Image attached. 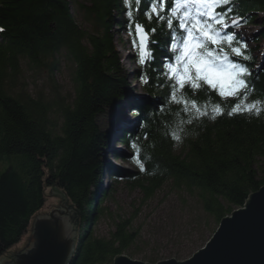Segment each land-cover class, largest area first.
Segmentation results:
<instances>
[{
	"label": "trees",
	"instance_id": "16d2710c",
	"mask_svg": "<svg viewBox=\"0 0 264 264\" xmlns=\"http://www.w3.org/2000/svg\"><path fill=\"white\" fill-rule=\"evenodd\" d=\"M86 1L79 6L92 32L77 24L71 0H0V256L24 244L53 185L66 193L77 220L68 264H112L118 254L139 253L143 247L132 224L135 214L121 217L103 205L115 191L102 185L106 170L141 187L143 199L162 189L174 194L185 227L174 229L167 239L178 243L187 231L195 232L192 245L205 242L223 216L243 206L264 184V103L259 115L227 114L237 103L264 102V26L250 34L254 45L246 43L237 26L223 30L235 36L234 46L247 45L244 52L251 59L246 61L223 47L230 59L248 68L252 92L246 99L221 98L208 85L196 91L185 85L177 96L195 100L208 113L197 116L171 100L163 67L169 62L166 57L175 63L173 44L179 41L166 35L176 32L178 24L174 19L168 28L167 5L160 13L165 20H159L145 14L151 15L147 6L156 0H130L127 7L124 0ZM228 7L233 10L227 12V21L242 17L239 25L251 23L262 12L264 25V0H233L216 11ZM136 22L147 31L157 30L148 31L152 58L142 65L138 49L133 56L137 66L132 74L146 95L132 104L134 127L114 136L111 130L122 119L123 101L134 96L115 32L123 29L134 39ZM63 51L73 65L71 95H62L53 77ZM24 66L46 77L35 96L22 88ZM216 104L224 111L213 118ZM115 137L130 149L134 161L143 163V170L135 173L106 163L104 151ZM104 217L114 228L99 235L95 226ZM187 249L180 247L176 254ZM144 258L157 261L154 253Z\"/></svg>",
	"mask_w": 264,
	"mask_h": 264
},
{
	"label": "rangeland",
	"instance_id": "374dc122",
	"mask_svg": "<svg viewBox=\"0 0 264 264\" xmlns=\"http://www.w3.org/2000/svg\"><path fill=\"white\" fill-rule=\"evenodd\" d=\"M80 3L87 4V1L71 0V11L77 24L85 30L92 32V23L84 17V12L79 6ZM262 15V12L258 13V16L254 18V22L241 23L237 32L248 39L251 33L264 26L261 23L260 18ZM235 19L237 18L232 17L227 22L231 24V21ZM115 33V44L124 67L130 73L128 77L131 83V91L134 94L133 97H129L123 101L122 110L120 112L122 119L115 125V127L119 129L118 131L121 132L124 128L134 127L136 118L131 112L132 104L135 101L138 103L141 97L146 95V93L141 86L140 80L134 78L132 74L133 70L137 66L136 62L133 60V56L137 50V47H134L133 45V39L130 34L127 33V31L125 32L123 29L120 32L116 31ZM247 42L251 44L250 41ZM59 58L60 67L53 73V77L59 84L61 94L68 95L69 93L71 95L73 94V83L71 79V69L73 65L64 51L59 54ZM165 65L163 68H165ZM23 68L21 79L23 83L22 88L26 89L33 96H35L37 91L40 88H43L46 77L43 73L42 75H38V73L34 72V70L30 68H26V66ZM165 70L167 69L165 68ZM113 131L116 130L112 128L111 132L113 133ZM120 132H115L114 134L117 135ZM104 153L106 163H111L121 169H126L135 173L142 170L140 164L143 163L140 161L139 163L134 161V157L130 149L120 143L117 137L112 139L111 145L105 149ZM102 185L104 187H108L110 185L115 187L112 197L106 200L103 205L108 206L112 212H116L121 217H129L132 214H135L132 224L134 228L139 229L141 240H139L138 243L141 247H143V249L136 254L129 255L124 253L133 259L155 263L144 258L145 255L154 253L157 261L172 257L177 260H184L190 257L208 240L207 239L205 242H199L196 245H192L191 240L197 237V233H191L190 231L184 233L178 243L167 239V236L171 231L177 229L178 227L182 228V223L185 221V214L180 211L175 195L169 193L167 194L165 189L157 190L154 196L143 199L144 193L141 187L135 185L132 181L124 180L122 176H118V179H115L110 174V170H106L104 172ZM59 202L60 199L51 195L50 189H48L47 200L41 212L49 211L53 207L57 206ZM111 227V220L108 217H104L95 226V232L99 235H103L106 234L107 230ZM183 227H185V225ZM207 235V237H210L209 234ZM27 241L28 237L23 241L24 244H21L22 247L18 244L3 256H0V264H3L8 259L11 252L23 248ZM180 247H187L188 249L183 252L182 255H178L176 254V250Z\"/></svg>",
	"mask_w": 264,
	"mask_h": 264
},
{
	"label": "snow or ice",
	"instance_id": "6c2138e0",
	"mask_svg": "<svg viewBox=\"0 0 264 264\" xmlns=\"http://www.w3.org/2000/svg\"><path fill=\"white\" fill-rule=\"evenodd\" d=\"M137 4L142 0H135ZM233 0H156L150 3L147 8L151 15L146 11L148 19L155 15L159 20H165L160 15L167 5L170 12V18L166 20L169 29L173 28V20L178 21L176 32L166 33L172 41H179L173 44V48L178 53L175 55V63L171 62V57H166L168 63L165 65L167 71L168 87L171 88V100L173 103L181 104L183 111L193 112L199 115H207V111H202L195 100L187 97H178L177 93L184 89L185 85L191 87L193 91L200 90L204 85L216 91L221 98L225 97H243L247 98L252 92L251 81L248 68L242 63L236 62L229 57V53L223 47L227 45L235 57H242L243 60H250L244 49L247 45L238 44L234 46L235 36L231 33L223 32L231 26H239L242 17L231 21V25L226 20L227 12L233 9L228 7L226 11L217 12L216 9L221 6L230 5ZM126 7L130 0H124ZM159 4V9L157 7ZM129 17L132 12L127 13ZM148 31L155 32V28ZM145 26L135 24L134 47L139 49V63H147L153 56L149 45L152 43L148 36ZM223 33V34H222ZM132 35V33H130ZM215 45V48L209 47ZM144 83L148 82V77L142 78ZM264 103L256 100L252 103H237L231 107L228 115L237 112H253L260 114L262 108L259 106ZM189 105L191 107H189ZM224 109L219 105L212 106L213 118L220 115ZM191 121L189 120V123ZM179 139V137H176ZM139 163V161H137ZM143 170V164H140Z\"/></svg>",
	"mask_w": 264,
	"mask_h": 264
},
{
	"label": "water",
	"instance_id": "95a60500",
	"mask_svg": "<svg viewBox=\"0 0 264 264\" xmlns=\"http://www.w3.org/2000/svg\"><path fill=\"white\" fill-rule=\"evenodd\" d=\"M50 194L60 199L59 204L34 216L27 243L3 264H68L75 250L77 220L63 190L53 185ZM112 264H264V184L249 194L243 206L223 216L190 257L150 263L121 253Z\"/></svg>",
	"mask_w": 264,
	"mask_h": 264
},
{
	"label": "bare ground",
	"instance_id": "6f19581e",
	"mask_svg": "<svg viewBox=\"0 0 264 264\" xmlns=\"http://www.w3.org/2000/svg\"><path fill=\"white\" fill-rule=\"evenodd\" d=\"M239 26H240V25H239ZM239 26H238V29H239ZM245 38H246V37H245ZM245 41H246V43H247L248 45H254L253 42H252V39H250V38H248V39L246 38ZM247 41H250L251 44H249ZM118 130H119V129L117 128L116 131H113V133H115V132H120V131H118ZM114 136H117V135L114 134Z\"/></svg>",
	"mask_w": 264,
	"mask_h": 264
}]
</instances>
